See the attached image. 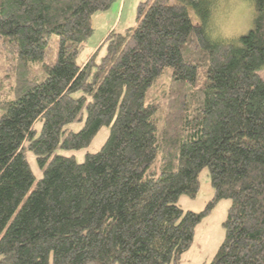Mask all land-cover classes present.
Returning <instances> with one entry per match:
<instances>
[{
	"label": "trees",
	"instance_id": "obj_1",
	"mask_svg": "<svg viewBox=\"0 0 264 264\" xmlns=\"http://www.w3.org/2000/svg\"><path fill=\"white\" fill-rule=\"evenodd\" d=\"M171 1L140 2L135 25L79 63L92 14L112 0H0V264H180L224 199L208 264H264V0L231 41L206 34L218 0ZM82 109V127L65 132ZM104 126L82 162L54 154ZM205 167L212 196L183 212Z\"/></svg>",
	"mask_w": 264,
	"mask_h": 264
},
{
	"label": "rangeland",
	"instance_id": "obj_2",
	"mask_svg": "<svg viewBox=\"0 0 264 264\" xmlns=\"http://www.w3.org/2000/svg\"><path fill=\"white\" fill-rule=\"evenodd\" d=\"M145 0H112L108 9L97 11L91 16L92 34L89 37L85 49L79 57V63L85 61L91 53L100 47L98 58L104 53L103 40L111 31L121 32L136 22V9L140 2ZM171 1L170 3H173ZM192 22L201 23L191 7L187 8ZM254 8L252 0H218L215 6L211 7V18L205 27L207 36L213 41H231L241 34L247 32L252 27ZM56 37H52L47 53L44 59L45 64H52L56 56ZM264 78V68L259 71ZM220 77L224 79L226 73L222 72ZM79 96V93L74 95ZM82 120L79 118L66 125L65 132H76L82 125L85 118V110L81 111ZM80 117V116H79ZM41 121L35 123L34 128L39 132ZM109 133L108 127H102L91 143L79 150H64L57 148L54 154L73 156L77 162L84 160L86 153H94L100 149ZM26 160L36 182L42 175V171L37 167L35 157L31 152H26ZM200 189L196 197L190 198L181 195L177 201L183 212H199L204 209L206 203L212 196V189L209 183V173L207 167L199 173ZM230 205L229 200L219 201L211 213L205 216L195 228L193 241L190 248L182 255L180 264H208L218 246L222 242L224 230L222 222L224 221L227 209Z\"/></svg>",
	"mask_w": 264,
	"mask_h": 264
}]
</instances>
